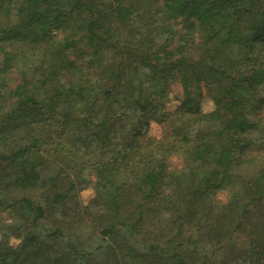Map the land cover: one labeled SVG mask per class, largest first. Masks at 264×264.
<instances>
[{"label": "trees", "instance_id": "obj_1", "mask_svg": "<svg viewBox=\"0 0 264 264\" xmlns=\"http://www.w3.org/2000/svg\"><path fill=\"white\" fill-rule=\"evenodd\" d=\"M0 227V264H264V0H0Z\"/></svg>", "mask_w": 264, "mask_h": 264}, {"label": "rangeland", "instance_id": "obj_2", "mask_svg": "<svg viewBox=\"0 0 264 264\" xmlns=\"http://www.w3.org/2000/svg\"><path fill=\"white\" fill-rule=\"evenodd\" d=\"M176 106H177V102L173 98H170L167 101L166 110H172ZM203 108L206 111L211 110L213 108V103L211 102V100L205 99L204 102H203ZM151 133H153L154 135H159L161 133V128H160V125L158 123L152 124ZM180 160L181 159L178 156H173L172 157V166L173 167L181 166V161ZM39 194H40V192H38L36 195H39ZM93 197H94L93 189L92 188L85 189V190L80 192V196L78 197V202H80V204L82 206H87L88 204H90V202L93 199ZM218 197L221 200H227V192L226 191L220 192L218 194ZM74 203H77V201H75L73 203L68 201L65 204H60V206L53 213V216L49 215L48 224H50V223L52 224L53 223L52 221H54V219H58L59 220L58 224H60V225L64 224V222H66L68 224V226L70 224H72L71 215L74 213L73 212L74 211ZM12 224H14V219L13 218H8L6 220L5 227H3L2 230L5 231V232H8V233H11V230H10L11 226L10 225H12ZM2 230H1V227H0V240L2 238L1 237ZM72 230L75 231L77 234L80 233L83 237H85L86 234H89V233H87V231H83V230L81 231V229H79V227L73 228ZM21 242H22V238H16V237H13V236L10 237V243L13 246H18L19 244H21ZM241 245H242V239L240 237H237L236 239L232 240V243H231L230 247H233V251H234V250H236V248L240 247ZM215 248H216V246H211V247H209V251L210 250H214ZM230 250L225 251L223 249L221 251H217L216 252V257L220 258V259H223V258L228 256L232 252V250L231 251Z\"/></svg>", "mask_w": 264, "mask_h": 264}]
</instances>
